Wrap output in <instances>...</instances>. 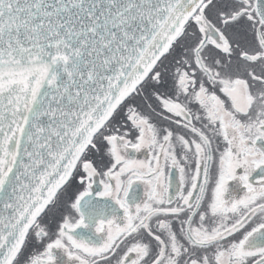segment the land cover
<instances>
[{"label": "snow or ice", "instance_id": "obj_1", "mask_svg": "<svg viewBox=\"0 0 264 264\" xmlns=\"http://www.w3.org/2000/svg\"><path fill=\"white\" fill-rule=\"evenodd\" d=\"M0 264H264V0H0Z\"/></svg>", "mask_w": 264, "mask_h": 264}]
</instances>
